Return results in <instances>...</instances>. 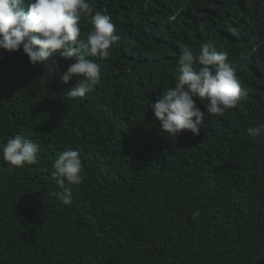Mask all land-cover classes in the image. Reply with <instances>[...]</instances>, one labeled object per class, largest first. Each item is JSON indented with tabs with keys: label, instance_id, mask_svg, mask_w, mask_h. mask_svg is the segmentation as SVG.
Masks as SVG:
<instances>
[{
	"label": "trees",
	"instance_id": "1",
	"mask_svg": "<svg viewBox=\"0 0 264 264\" xmlns=\"http://www.w3.org/2000/svg\"><path fill=\"white\" fill-rule=\"evenodd\" d=\"M90 2L121 39L91 58L101 83L85 97L67 95L59 53L32 65L22 46L0 49V144L41 146L23 168L0 149V264H264V137L247 132L264 123V0ZM80 27L86 39L88 17ZM208 41L247 96L199 135L168 136L149 105L175 86L181 50ZM69 148L86 176L64 205L51 173Z\"/></svg>",
	"mask_w": 264,
	"mask_h": 264
},
{
	"label": "clouds",
	"instance_id": "2",
	"mask_svg": "<svg viewBox=\"0 0 264 264\" xmlns=\"http://www.w3.org/2000/svg\"><path fill=\"white\" fill-rule=\"evenodd\" d=\"M82 17H88L92 25L86 39L81 38ZM120 39L112 17L94 12L90 0H0V49L16 51L22 46L32 65H44L50 59L56 63L57 53L71 61L61 76L65 83L74 78L77 81L67 91L71 98H83L101 83L100 65L91 58L109 57ZM174 82V87L165 86L157 102L149 105L161 130L172 137L184 131L199 135L206 115L223 116L247 96L228 53L218 51L211 41L201 44L198 53L187 47L181 50ZM196 98L207 101L206 111L201 110ZM247 132L253 140L264 137V123L249 127ZM40 147L20 133L0 144L4 161L16 168L38 163ZM53 168L51 175L59 189L53 195L64 205H71L73 188L86 176L79 151H62Z\"/></svg>",
	"mask_w": 264,
	"mask_h": 264
}]
</instances>
